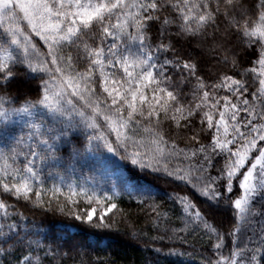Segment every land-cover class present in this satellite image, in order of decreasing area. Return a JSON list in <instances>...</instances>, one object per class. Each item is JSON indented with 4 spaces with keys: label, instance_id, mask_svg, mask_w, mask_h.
Returning <instances> with one entry per match:
<instances>
[{
    "label": "snow or ice",
    "instance_id": "snow-or-ice-1",
    "mask_svg": "<svg viewBox=\"0 0 264 264\" xmlns=\"http://www.w3.org/2000/svg\"><path fill=\"white\" fill-rule=\"evenodd\" d=\"M254 8L0 0V264H116L114 236L140 235L120 227L124 197L167 242L157 253L185 257L175 245L199 236L201 264H264V0Z\"/></svg>",
    "mask_w": 264,
    "mask_h": 264
},
{
    "label": "trees",
    "instance_id": "trees-1",
    "mask_svg": "<svg viewBox=\"0 0 264 264\" xmlns=\"http://www.w3.org/2000/svg\"><path fill=\"white\" fill-rule=\"evenodd\" d=\"M245 3L250 11L254 13V6L259 4V0H245ZM145 178L156 183L161 192L171 191L173 189L177 191L180 190L177 188L176 184H169L164 181H154L152 177ZM161 199L164 202L165 208L170 206L171 202L167 200L166 196H162ZM118 203L120 204V207L124 209L127 216V222L120 225L121 229L126 231L129 227H134L140 235L138 239H133L123 234L114 236L112 245L108 248L107 253L116 264H201L203 257L211 254L206 251L208 247L207 241L201 239L199 236L191 238L190 242L194 245L193 247H189L188 245H175V247L181 248V250L188 253L185 257L177 258L167 256L164 253L155 252L153 249L163 248L166 253L168 245L167 242L164 244L158 242L153 243L148 239V237L156 235V232L151 227V222L147 215V209L142 211L134 202L130 203L127 197H124L122 200L118 201ZM80 207L81 210H90L91 206L81 203ZM20 209L24 211L30 219H34L37 223L49 222L52 219L50 214L44 215L39 211H29V208L24 206L23 202H21ZM111 214L112 213L109 212L107 215L110 216ZM56 219L59 220L63 218L56 217ZM95 255L96 254L93 253V256ZM99 255L104 256L105 253L101 252ZM65 264H72V262L71 260L66 259Z\"/></svg>",
    "mask_w": 264,
    "mask_h": 264
},
{
    "label": "rangeland",
    "instance_id": "rangeland-1",
    "mask_svg": "<svg viewBox=\"0 0 264 264\" xmlns=\"http://www.w3.org/2000/svg\"><path fill=\"white\" fill-rule=\"evenodd\" d=\"M97 207V212H99V210H100V206H96ZM108 213H106V215H107ZM94 217H95V215H94Z\"/></svg>",
    "mask_w": 264,
    "mask_h": 264
}]
</instances>
